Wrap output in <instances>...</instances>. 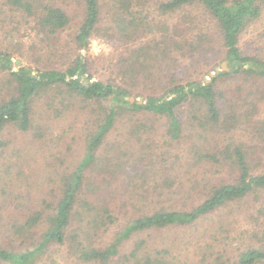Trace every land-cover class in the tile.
Here are the masks:
<instances>
[{
  "label": "trees",
  "instance_id": "1",
  "mask_svg": "<svg viewBox=\"0 0 264 264\" xmlns=\"http://www.w3.org/2000/svg\"><path fill=\"white\" fill-rule=\"evenodd\" d=\"M155 1H159L157 10L166 14L165 18L153 20L144 15L141 8L146 0H81L83 17L72 36L75 50L69 65L64 70L20 67L14 71L12 53L4 45L9 33H17L22 21H27L33 23L41 36L54 38L68 29L70 18L52 0H0V33L5 36H0V68L8 75L9 84L16 86L14 93L4 94L0 99V158L9 145V141H3L8 129L21 137H31L34 143L47 142L48 122L52 124L54 119L80 111L84 140L83 153L68 172L59 175L51 200L34 209L4 210L5 204L10 203L7 197L12 196L7 191L10 187L7 182L11 181L6 182L0 176V216L5 214V219H0V264H37L54 246L67 247L82 264H110L119 256L124 243L138 235L186 227L250 195L257 198L264 193V173H253L244 152L238 147L230 150L228 146L223 153L235 168L237 176L233 183L214 187L189 211L162 209L129 219L117 226L108 245H94L92 232L96 225H115L116 220L110 210L98 208L82 194L85 172L95 164L98 152L119 120L135 114L163 120L166 144L172 148L175 142L179 143L189 119L190 125L208 127L237 122V117L219 106V83L257 80L264 84V58L248 55L240 48L242 35L262 20L264 0ZM103 5L105 16L101 13ZM189 7L203 10L218 31L227 70L220 69L209 82L203 81L202 76H187V66H182L186 58L192 61L203 54L213 40L200 31L191 34L190 29L195 30L193 21L178 13ZM146 36V42L138 46L127 45ZM92 37L121 49L115 63L110 64L118 72L119 82L112 78L92 79L89 62L80 53ZM252 85L248 89L250 95L259 90ZM138 92L146 93L141 103L136 98L129 102ZM37 110H44V114ZM135 125L131 124L129 136L147 132L143 123ZM197 155L200 159L216 160L208 154ZM6 164L1 166L9 172L11 166ZM254 235L259 236L260 246L248 245L233 259L219 258L207 264H264V229L255 230ZM164 253L150 251L144 240H137L121 257L128 264H177Z\"/></svg>",
  "mask_w": 264,
  "mask_h": 264
},
{
  "label": "rangeland",
  "instance_id": "2",
  "mask_svg": "<svg viewBox=\"0 0 264 264\" xmlns=\"http://www.w3.org/2000/svg\"><path fill=\"white\" fill-rule=\"evenodd\" d=\"M52 2L65 9L70 18L68 29L57 37L47 38L41 36L33 23L22 21L17 33H9L8 41L4 44L12 53L14 71L20 67L64 70L71 62L75 50L71 44L72 36L77 32L83 17L81 0ZM158 3L146 0L141 8L143 14L153 20L165 18L166 14L162 15L157 10ZM101 13L105 16L104 5ZM178 13L193 21L195 30L190 29L191 34H199L200 31L213 39L203 54H198L192 61L189 57L182 61V66H187V76H202L203 81L209 82L210 77L223 70V65L226 68L215 24L200 8L189 7ZM0 36L5 37L4 33H0ZM147 39V36L136 38L127 45L138 46ZM240 48L248 55L264 58V15L261 22L242 35ZM80 53L89 62L92 79L112 78L119 82L118 72L110 64L117 60L120 48L92 37L87 48L80 50ZM252 82L243 84L227 80L217 85L221 92L219 106L237 117V122L208 127L197 123L190 125L189 119L183 126L179 143L175 142L172 148L166 144V125L163 120L135 114L117 122L98 152L95 164L85 172L82 194L98 208L103 206L110 210L116 220L115 225H96L92 232L96 247L108 245L117 226L129 219L162 209L189 211L200 204L214 187L233 183L237 174L225 158V147L229 146L230 150L240 148L250 163L251 171L264 173V84L257 80ZM9 83L8 75L0 68V99L4 94L15 92L16 86ZM251 84L253 88H259L256 94H249ZM145 92H138L130 98L142 101ZM37 112L44 114V110ZM82 114L80 111L75 115L54 119L52 124L48 122L47 142L34 143L31 137H21L12 129L5 132L3 141H9V145L0 158V168L1 164L8 162L11 164L6 165H10L11 169L5 172L2 168L0 176L6 182L11 181L7 182L10 184H7L10 186L7 191L10 190L12 196L7 197L10 203L5 204L4 210L14 208L16 211H25L51 200L59 175L68 172L83 153L84 140L79 125L83 121ZM237 114H243V117L238 118ZM142 123L147 132L129 136L131 124L137 126ZM197 153L214 156L216 160L200 159ZM4 216H0V219H5ZM263 229L264 193L257 198L250 195L189 226L138 235L124 243L119 256L110 264H128L121 256L128 253L137 240H144L150 251H165L164 256L177 264H207L219 258L233 259L248 245L254 248L260 246L259 236H255L254 231ZM37 264L82 262L67 247L54 246Z\"/></svg>",
  "mask_w": 264,
  "mask_h": 264
},
{
  "label": "water",
  "instance_id": "3",
  "mask_svg": "<svg viewBox=\"0 0 264 264\" xmlns=\"http://www.w3.org/2000/svg\"><path fill=\"white\" fill-rule=\"evenodd\" d=\"M222 68H223V70H227L224 65H223ZM129 102H133V99L132 98H129ZM137 102L140 104L141 103V100H138Z\"/></svg>",
  "mask_w": 264,
  "mask_h": 264
}]
</instances>
